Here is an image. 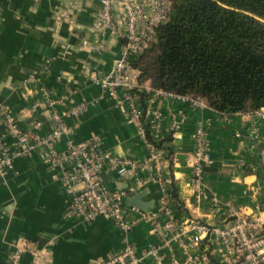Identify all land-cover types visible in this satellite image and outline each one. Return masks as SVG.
I'll return each instance as SVG.
<instances>
[{
  "label": "crops",
  "instance_id": "crops-1",
  "mask_svg": "<svg viewBox=\"0 0 264 264\" xmlns=\"http://www.w3.org/2000/svg\"><path fill=\"white\" fill-rule=\"evenodd\" d=\"M98 7V0H0V102L23 130L32 127L33 119L41 120L37 130L41 135L54 127L52 111L70 110L82 102L78 113L65 116L69 132L55 145L64 149L67 138L75 142L97 138L112 154L137 161L128 177L102 170L110 188L131 187L130 195L143 191L141 200L150 202L147 211L126 210L127 234L137 252L160 245L166 264H234L215 252L213 233L195 239L197 232L189 222L222 225L234 212L264 222V165L258 160L264 107L223 115L207 105L155 95L149 80L137 79L143 89L121 109L91 79L93 73L110 71L123 45L121 36L94 27ZM135 107L142 110L156 147L162 150L159 169L143 162L151 149L144 137L145 122L133 115ZM157 112L160 120L154 125L151 120ZM200 120L208 126L211 157L203 188L190 180L193 133ZM0 139L13 155L12 168L0 172V264H8L9 253L27 241L40 254L34 260L24 253L17 264H98L122 248L124 232L114 220L98 216L82 221L71 214L70 195L79 185L67 186L64 167L40 159L38 148L18 152L1 114ZM173 187L181 210L175 208ZM162 198L175 215L172 229L164 226ZM182 230L180 237L171 239ZM142 264L154 261L146 256Z\"/></svg>",
  "mask_w": 264,
  "mask_h": 264
},
{
  "label": "built area",
  "instance_id": "built-area-1",
  "mask_svg": "<svg viewBox=\"0 0 264 264\" xmlns=\"http://www.w3.org/2000/svg\"><path fill=\"white\" fill-rule=\"evenodd\" d=\"M98 3L94 27L99 30H109L125 40L121 54L113 60L110 71L106 74L93 73L91 79L100 86L106 96L124 109L126 103L133 101L136 91L143 89L137 82V69L132 61L154 38L155 27L167 19L170 0H98ZM151 91L155 95L171 96L193 105H206L202 100L187 95L155 88H151ZM51 102L55 100L52 99ZM83 106L81 102L70 110L52 111L49 117L54 121V127L43 135L37 131L42 124L39 119H33L32 127L23 130L19 127L12 111L3 102H0V114L3 116V123L16 138L18 152L31 153L33 147L38 148L40 159L64 167L63 179L67 186L79 185L70 195L69 209L72 215L82 221H91L98 216H104L114 220L123 230L122 248L102 259L98 264H142L146 256H150L154 264H166L160 245L151 246L144 253H138L128 237L130 223L125 217L126 210L142 212L135 205L125 206V200L133 193V188H110L102 175V170L108 168L123 178L128 177L138 165L137 161L112 154L97 138L80 142L67 138L64 149L56 147V142L69 132L65 116L78 113ZM133 115L140 119L142 110L136 108ZM261 115L264 117V111ZM159 120L160 113H154L152 124L158 125ZM207 128V123L200 120L193 133L194 148L190 180L198 188H203L205 185V166L211 162L207 147ZM147 145L151 151L143 162L159 169L162 150L152 142H147ZM258 160L264 165V136L258 151ZM12 166V152L0 139V172L4 173ZM161 204L162 215L167 218L164 226L166 229H172L175 225V215L166 198L161 199ZM153 223L158 233L163 235L158 220L154 219ZM189 227L196 230L195 239L203 234L213 233L216 237L215 252L226 263L231 260L230 256L235 254L236 259L231 260L234 264H264V222L256 218L242 212H234L232 219L225 224L210 225L205 221H191ZM182 233L183 230L178 231L171 239L180 237ZM27 252L34 260L40 254L39 250L27 241L17 245L9 253L8 264H17L21 255Z\"/></svg>",
  "mask_w": 264,
  "mask_h": 264
},
{
  "label": "trees",
  "instance_id": "trees-1",
  "mask_svg": "<svg viewBox=\"0 0 264 264\" xmlns=\"http://www.w3.org/2000/svg\"><path fill=\"white\" fill-rule=\"evenodd\" d=\"M132 63L138 81L202 100L220 114L260 109L264 0H170L167 19ZM145 124V140L157 146ZM171 196L181 210L174 187Z\"/></svg>",
  "mask_w": 264,
  "mask_h": 264
},
{
  "label": "water",
  "instance_id": "water-1",
  "mask_svg": "<svg viewBox=\"0 0 264 264\" xmlns=\"http://www.w3.org/2000/svg\"><path fill=\"white\" fill-rule=\"evenodd\" d=\"M143 195V191L136 192L133 195L127 196L126 201L127 204L135 205L143 211H147V208L150 206V202H145L141 200V196Z\"/></svg>",
  "mask_w": 264,
  "mask_h": 264
},
{
  "label": "rangeland",
  "instance_id": "rangeland-1",
  "mask_svg": "<svg viewBox=\"0 0 264 264\" xmlns=\"http://www.w3.org/2000/svg\"><path fill=\"white\" fill-rule=\"evenodd\" d=\"M230 257H231V260L236 259L235 254H233V256L231 255Z\"/></svg>",
  "mask_w": 264,
  "mask_h": 264
}]
</instances>
